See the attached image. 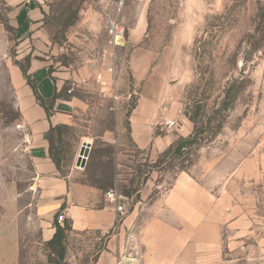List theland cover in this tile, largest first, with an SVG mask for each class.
<instances>
[{"label": "rangeland", "instance_id": "1", "mask_svg": "<svg viewBox=\"0 0 264 264\" xmlns=\"http://www.w3.org/2000/svg\"><path fill=\"white\" fill-rule=\"evenodd\" d=\"M117 2L36 0V30L19 32L15 8L0 0V182L21 186L29 175L4 62L27 68L35 53L59 92L82 104L62 133V173L127 196L105 235L65 230L62 258L22 221L20 264H93L113 234L123 244L116 264H264V0H124L119 11ZM107 16L124 27L117 45ZM229 88L223 126L192 164L158 161L192 131L190 111L212 115ZM134 115L153 119L151 145L133 141ZM83 141L96 153L81 167Z\"/></svg>", "mask_w": 264, "mask_h": 264}, {"label": "crops", "instance_id": "2", "mask_svg": "<svg viewBox=\"0 0 264 264\" xmlns=\"http://www.w3.org/2000/svg\"><path fill=\"white\" fill-rule=\"evenodd\" d=\"M7 2L15 8V31L34 32L36 27L33 21L40 19L36 0ZM4 65L16 112L13 129L21 136L24 155L29 162V175L21 186L14 182H0V264H20L22 221L26 227L37 231V243L45 244L53 237L56 225H63V221L57 219L61 212L69 222L72 233L92 235L100 232L106 234L114 229L121 215L108 202L102 189L77 178L79 172L74 168L60 172L50 157L49 129L56 125H73L74 114L82 107L80 101L74 96L65 98L59 92L52 75L35 53H30L26 68L35 90L16 62L6 59ZM36 93L43 99L57 94L50 115L38 103ZM134 117L130 123L133 141L139 147L151 145L153 119L144 118L142 123H138ZM18 123L21 124L20 128H16ZM139 127L144 129L141 131ZM158 139L163 141L161 136H155L154 140ZM169 141L163 142V146L168 145ZM159 150L154 146L150 148V153L154 151L158 154ZM118 228L117 236L120 239L122 232L121 227ZM122 245L120 241L116 244L115 234L107 235L105 246L93 264H116V254L120 253Z\"/></svg>", "mask_w": 264, "mask_h": 264}, {"label": "trees", "instance_id": "3", "mask_svg": "<svg viewBox=\"0 0 264 264\" xmlns=\"http://www.w3.org/2000/svg\"><path fill=\"white\" fill-rule=\"evenodd\" d=\"M19 66L22 69V72L25 78L27 79L28 83L35 90V84L27 74L26 68L22 65ZM229 92H230V88L225 92V97L223 98L221 107L214 110L212 115H207L206 110L202 109L201 105H197L194 110L190 111L188 118L193 124L192 131L187 136H178L176 140L172 141L162 152L159 153L157 160L172 161L178 159L179 168L181 170L185 169L187 165L192 164L193 161L192 157L195 153V150L199 146H201L204 142L211 140V138L216 136V134L221 130L225 116L220 117L219 110L230 107V104H228ZM57 97H58L57 94H55L52 98L43 99L41 96L37 95L36 93V99L38 103H40V105H42L45 108L48 115H50V113L52 112L54 102ZM64 97L67 98L71 96L65 95ZM64 128H68V125H56L54 127H51L47 133V139L50 143L49 154L60 172H62L61 171L62 168L61 165L62 138L61 137ZM95 153L96 150L92 149L89 158L92 157L95 158ZM108 175L112 179L113 170H110ZM92 184L96 185L100 189H106L109 186H111L112 183L102 184L101 181L96 180ZM124 193L127 194L128 191H124ZM67 229H70V224L64 218L63 225H59V224L56 225V231L53 237L45 243L47 247L51 248L52 253L55 252L59 254L61 258L64 255V250H65L63 245L64 232Z\"/></svg>", "mask_w": 264, "mask_h": 264}, {"label": "built area", "instance_id": "4", "mask_svg": "<svg viewBox=\"0 0 264 264\" xmlns=\"http://www.w3.org/2000/svg\"><path fill=\"white\" fill-rule=\"evenodd\" d=\"M124 0H118L117 2V10L119 11L120 8L122 7ZM107 26H108V33L111 36V39L109 40L110 43L117 45L120 43L123 34H124V27L123 25H121L116 18L111 17V16H107ZM98 78L101 79V83L103 86L106 85V81L103 80L101 78L100 75H98ZM167 125L169 127L174 125V121L170 120V121H166ZM21 124L18 123L16 124V128H20ZM23 137L25 138V134L23 135ZM88 156L84 157L85 160H87ZM104 195L106 197V199L108 200V202L110 204H112L114 206V208L116 209V211L118 212V215H122L125 211V202L127 201V196L118 193L117 191H115L113 188H109L104 192ZM64 214L63 212L59 213L58 215V221H63L64 220ZM100 235H105L103 232L99 233ZM96 235V239H100V235Z\"/></svg>", "mask_w": 264, "mask_h": 264}, {"label": "water", "instance_id": "5", "mask_svg": "<svg viewBox=\"0 0 264 264\" xmlns=\"http://www.w3.org/2000/svg\"><path fill=\"white\" fill-rule=\"evenodd\" d=\"M90 143L87 141H83L80 145L76 160H75V164L79 165L81 167H84L86 165V160L84 159V157L89 155V151H90Z\"/></svg>", "mask_w": 264, "mask_h": 264}, {"label": "bare ground", "instance_id": "6", "mask_svg": "<svg viewBox=\"0 0 264 264\" xmlns=\"http://www.w3.org/2000/svg\"><path fill=\"white\" fill-rule=\"evenodd\" d=\"M88 142V141H87Z\"/></svg>", "mask_w": 264, "mask_h": 264}]
</instances>
